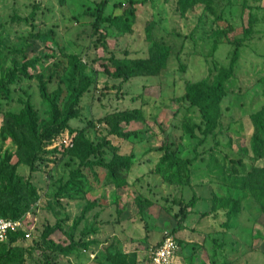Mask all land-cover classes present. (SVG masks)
<instances>
[{
  "label": "rangeland",
  "instance_id": "1",
  "mask_svg": "<svg viewBox=\"0 0 264 264\" xmlns=\"http://www.w3.org/2000/svg\"><path fill=\"white\" fill-rule=\"evenodd\" d=\"M101 1L0 0V86L10 89L8 98L0 89V189L28 182L37 192L35 197L24 192L21 219L30 237L16 242L12 256L0 264H112L109 255L117 249L135 252L136 264H149L153 249L177 228L175 201L187 202L194 193L202 199L186 228L175 233L178 264H264V213L251 188L264 185L259 173L251 174L264 167V157L256 158L250 149L252 114L264 105V0H213V8L197 3L186 11L178 0H149L138 5L130 32L108 23L95 28L93 13ZM129 6L130 0H107L104 15L122 14ZM101 33L107 35V47L99 43ZM238 38L244 39L239 67L226 84L217 127L204 134L205 123L195 110L190 123L199 126L196 134H183L188 103L177 97L184 94L186 81L212 80L228 67L235 49L230 41ZM155 41L171 48L161 74L125 82L107 73L106 66L114 71L118 62L148 57ZM69 55L80 58L96 83L82 98L80 117L58 131L49 130L51 109L40 96L36 76L47 79L55 71L49 90L64 87L60 106L65 109ZM35 58L38 63L28 67L35 77L19 74L15 83L5 85L15 65ZM27 99L38 112L41 137V142H32V151L20 150L4 128L6 114L19 113ZM134 108L140 109L142 119L127 124L118 116ZM117 121L138 135L126 139L112 133ZM79 133L94 145L107 143V160L115 152L111 145L116 153L134 154L127 185L116 187L97 165L101 179L84 168L89 182L77 199L60 193L79 166L70 155L80 142ZM166 137L182 159L176 180L158 164L163 154L158 147ZM244 147H249L248 154L241 152ZM5 163L10 165L6 171ZM187 175L192 184L186 182ZM228 197L233 202L222 204ZM93 201L99 204L76 224ZM234 202L236 213L230 216ZM47 225H59L49 239L43 236ZM6 250L0 245V254Z\"/></svg>",
  "mask_w": 264,
  "mask_h": 264
},
{
  "label": "trees",
  "instance_id": "2",
  "mask_svg": "<svg viewBox=\"0 0 264 264\" xmlns=\"http://www.w3.org/2000/svg\"><path fill=\"white\" fill-rule=\"evenodd\" d=\"M149 0H130V6L127 7L122 14L119 15H104V8L107 0L99 2L93 15L95 16L94 26L99 29L102 24L108 23L111 27H115L123 32H130L132 29V22L137 15L138 5H143ZM197 3H205L209 8H213V0H178V6L182 11H186L191 6ZM36 13L33 12V17ZM252 32V27H248L246 30L247 35ZM106 33H101L99 43L107 47ZM235 45L230 64L228 67H222L221 70L213 76L212 80L202 79L199 81L187 80L185 83V92L182 96L177 97L180 102H187L185 107L186 114L183 119L185 120L182 128L183 134H190L195 136L196 124L190 123L191 112L197 111L202 120L205 123L203 130L204 134L212 133L218 125L219 118L221 116L220 106L222 99L227 95L228 91L226 84L229 80L233 79L237 75V69L239 67V61L241 58V46L244 42L243 38H238L230 41ZM171 56V48L162 43L155 41L151 47L150 55L145 58H137L132 62H118L114 71H111L109 66L105 69L109 75L113 78L121 79L122 81H129L134 77L139 76H156L161 74L166 67L169 57ZM39 59L27 60L23 66L15 67L11 69L10 76L7 80L8 84L15 83L19 74L24 77L33 78V75L28 71V67L34 66L38 63ZM70 71L66 77L65 82L69 90V96L65 103V109L60 106V99L65 93L64 87L61 85L57 87L53 92H50L49 85L55 78V71L50 72L49 78L45 79L42 74H38L36 77L39 80V92L42 100L46 102L51 109V122L53 126L48 128L49 130H60L68 126L69 122L73 119L79 118L81 114V101L84 95L90 91L91 87L96 83L93 77L87 75L84 72L85 66L81 63L80 58L77 55H69L68 57ZM2 93L5 97L10 96V89L4 85L0 86ZM1 93V92H0ZM264 94V88H263ZM141 96V95H138ZM134 97L137 100L139 97ZM118 116L123 122L130 124L134 121L142 119V114L139 108L126 109L120 111ZM252 120L254 124V132L250 139V149L254 153L256 158L264 157V105L256 112L252 114ZM39 117L38 112L35 109L30 99L24 102V106L19 113L8 112L5 117V130L15 140L20 150L29 149L34 150L32 145L33 141L41 142V137L38 134ZM26 133L29 135L31 141L27 140ZM112 133L117 134L126 139L136 137L138 132L136 130L124 129L119 121L115 124ZM51 133H46L45 136L49 137ZM80 142L75 145V148L71 151L70 155L73 158L79 160V166L70 172L69 179L60 187V193L67 195L68 199H77L76 197L82 195L86 190L85 184L89 182L86 177L84 168L89 167L93 171V175L96 179L100 180L101 176L97 173L95 166L99 165L104 168L106 178L114 184L116 187H122L127 185L128 176L133 167L135 156L133 153L128 155H122L116 153V147L111 145V148L115 151L110 160L106 159L104 153V145H94L89 139L84 137L81 133L78 135ZM163 151L159 159V166H165L164 171L169 174L170 178L177 179L179 173L180 164L182 159L176 149H172L169 143V138L166 137L165 141L158 147ZM249 147H244L241 152L248 154ZM41 148L38 149L40 151ZM101 153V154H100ZM104 153V154H103ZM100 154V155H98ZM97 157L93 160V157ZM30 163L33 162L30 160ZM10 165L5 163L4 171L8 170ZM260 174L264 178V167H257L251 174ZM180 176V173H179ZM186 182L191 183L190 176H186ZM254 182V180H253ZM253 194L259 201L261 211L264 213V185L257 183L251 184ZM25 190L35 197L37 192L35 186L30 183H16L13 186H5L0 189V217L19 219L24 212L23 201L26 200ZM79 194V195H77ZM202 199L201 196L194 193L190 200L183 202L182 200H176V204L179 206L178 213L175 217L178 219V229L186 228L184 223L188 216L193 212L194 207L198 200ZM232 198L228 197L222 204L232 203ZM99 203L96 201L89 202L83 209V214L76 221L79 223L81 219L88 211L95 208ZM236 213L235 202L233 207L229 210L228 214L233 216ZM59 225H47L44 230L43 236L45 239H49L50 234ZM177 228H174L171 233L175 235ZM25 237L23 230L12 232L9 235V240L0 242V245L5 244L7 249L4 253L0 254V260L4 257H11L14 251L13 245ZM177 238V237H176ZM178 240V239H177ZM51 243L54 241L51 240ZM161 243V242H160ZM159 243V244H160ZM180 244V242L178 241ZM89 243H82V246L87 247ZM64 249V247H61ZM69 249L71 247H68ZM109 260L112 264H136L137 254L135 252H127L121 249H117L115 253H110ZM151 264V258L149 261Z\"/></svg>",
  "mask_w": 264,
  "mask_h": 264
},
{
  "label": "built area",
  "instance_id": "3",
  "mask_svg": "<svg viewBox=\"0 0 264 264\" xmlns=\"http://www.w3.org/2000/svg\"><path fill=\"white\" fill-rule=\"evenodd\" d=\"M23 230L25 236L30 237L31 233L24 230L22 219L0 217V242L9 240L12 232ZM180 244L173 233H167L161 243L151 253V264H178V253Z\"/></svg>",
  "mask_w": 264,
  "mask_h": 264
},
{
  "label": "crops",
  "instance_id": "4",
  "mask_svg": "<svg viewBox=\"0 0 264 264\" xmlns=\"http://www.w3.org/2000/svg\"><path fill=\"white\" fill-rule=\"evenodd\" d=\"M193 211H194V209H193Z\"/></svg>",
  "mask_w": 264,
  "mask_h": 264
}]
</instances>
